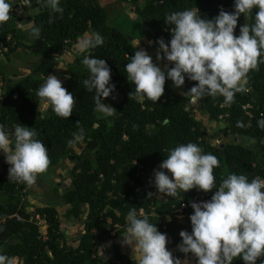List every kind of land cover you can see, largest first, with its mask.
Wrapping results in <instances>:
<instances>
[{
  "label": "trees",
  "instance_id": "obj_1",
  "mask_svg": "<svg viewBox=\"0 0 264 264\" xmlns=\"http://www.w3.org/2000/svg\"><path fill=\"white\" fill-rule=\"evenodd\" d=\"M9 2L27 13L32 33L36 34L29 44L24 43L25 33L18 28L22 19L13 8L9 21L0 25V45L7 48L4 56L8 58L25 45L34 50L37 61L22 76L8 74L0 64V125L11 134L17 125L35 131L34 139L42 141L48 149L49 167L65 159L73 163L69 186L55 193L56 198L68 206L65 216L83 222L77 243H69L60 229L55 206L38 205L30 200L29 186L0 174V254L11 258L12 264H130V259L120 253L115 244L113 254L104 257L97 249L111 237V230L114 235L125 232L130 210L148 211L149 206H154L156 211L155 217H148L149 222L167 235L168 249L177 244L181 238L177 235L178 228L170 222L164 224L165 215L174 212L180 202L209 201L215 191L192 189L166 200L157 197L154 184L148 183L147 177L167 158L171 149L181 144L195 143L203 154L217 156L219 166L214 169L217 187L230 174L245 175L249 181L256 177L264 179V128L258 125V121L264 119V63H260L257 70L249 71L244 83L248 91L236 92L228 105L219 95L193 97L188 92L197 82L187 76L181 88L166 80L164 95L157 103L146 98L129 99L135 87L126 78L125 66L134 55L135 44L133 38L129 39L108 24L107 11L98 0H59L62 12L45 6L46 0ZM117 2L131 5L141 18L144 34L157 48L159 39L163 38L165 43L171 39L173 25L165 24L168 14L198 8L202 19L211 20L221 9L234 11V0ZM256 11L258 9L250 15L249 24L254 22ZM88 30L99 34L103 44L76 53L67 67L63 87L75 98L72 115L68 119L61 118L51 107L42 113L37 90L58 66L57 55ZM85 56L105 59L111 69L110 84L115 85V90L107 99H101L106 103L118 97L113 105L117 110L114 115H99L95 110V90L88 91L83 83L90 75L82 63ZM246 104L251 105L250 115L242 108ZM206 122H217L219 126L214 133H209ZM76 136L81 139L77 140ZM238 136L249 143L239 145L233 140ZM230 137L232 140L228 141ZM218 138V145L211 142ZM75 148L79 151L75 152ZM5 166H8L6 162ZM186 212L187 232L191 234L189 217L193 209ZM35 215L46 222L45 235L29 220ZM262 261L264 256L256 264ZM233 264H244V261L236 258Z\"/></svg>",
  "mask_w": 264,
  "mask_h": 264
},
{
  "label": "clouds",
  "instance_id": "obj_2",
  "mask_svg": "<svg viewBox=\"0 0 264 264\" xmlns=\"http://www.w3.org/2000/svg\"><path fill=\"white\" fill-rule=\"evenodd\" d=\"M58 5L59 0H46L45 6L62 12ZM254 9H258L254 22H245L239 36L235 35L241 14L246 19ZM12 11L9 0H0V25L9 21ZM165 24L173 25L171 39L169 43L163 38L157 41L156 58L174 66L162 70L146 50H137L139 40L136 41L134 55L125 66L126 78L135 87L129 99L146 98L157 103L164 95L166 80L181 88L187 76L197 82L188 92L193 97L219 95L228 105L235 93L243 90L242 81H246L249 71L257 70L264 63L261 59L264 57V0H234V11L221 9L211 20L202 19L198 8L173 12L166 16ZM102 44L103 38L96 34L85 41L83 50ZM82 63L90 73L83 83L88 91L95 90V110L104 116L114 115L117 110L101 99H107L115 90V85L110 84L111 69L105 59L85 56ZM36 95L57 116L68 119L72 115L75 98L55 75L46 77ZM258 125L264 128V119ZM35 136L31 128L17 125L10 137L0 125V151L10 166V181L30 187L48 170L51 163L48 149ZM218 166L217 156L203 154L197 144L190 142L171 149L160 165L161 170L154 174L156 191L173 198L192 189L216 190L209 201L190 202L192 231L191 234L181 231L182 243L177 246L184 254L183 264H187L189 254L197 264H233L236 258L244 264H256L264 256V179L256 177L249 181L245 175L230 174L217 187L214 169ZM126 219L122 245L131 249L134 264H182L168 250L167 235L150 223L147 215L141 218L132 209ZM0 264H12V259L0 254Z\"/></svg>",
  "mask_w": 264,
  "mask_h": 264
},
{
  "label": "rangeland",
  "instance_id": "obj_3",
  "mask_svg": "<svg viewBox=\"0 0 264 264\" xmlns=\"http://www.w3.org/2000/svg\"><path fill=\"white\" fill-rule=\"evenodd\" d=\"M16 14L18 16L21 17V22L18 25V28H20L24 33H25V38H24V43L25 44H29L30 43V39L33 36L32 33V26L30 24H28L27 22L28 20V16L27 13L22 11L21 7L18 6L16 9ZM250 15L245 19V16L243 14H241V16L239 17L238 20V28L236 30L235 35L239 36L240 34V27L242 25L246 23H248ZM108 23L111 26L116 27L118 30H120L122 33L128 35V36H133L134 40L135 39H140L139 37L143 34V27H142V22H141V18L134 12L130 13L127 12V10L122 7V9L118 12L115 11V7L111 8V13H109V18H108ZM137 40V41H138ZM143 41L139 40V46L141 48H143V44H141ZM152 44H147L144 45V48L148 51L151 50V47H153V49H155V51H157L156 49H158L156 46H151ZM155 47V48H154ZM142 50V49H141ZM156 53H153L151 56L152 60L154 63L158 64V60L156 58ZM5 52L3 53V55H0L3 60L5 61ZM20 58L24 60V64L26 66V68L24 69L25 71H19L17 68H14V61H11V63L9 62V65H4L6 67L7 73L8 74H14L17 73L18 75H24L28 69L30 67H32L36 61H37V56L34 55V50H31L29 48H27L25 45L20 46L19 49H17L13 54L9 55V58L13 59V58ZM243 84V83H242ZM182 96H184L183 93H181ZM118 97L116 96L115 98H113L111 101L106 102L105 104L111 105L113 107L114 103L117 101ZM190 110L194 111V108H192V106H190ZM99 115H103L102 113L97 112ZM197 118H200L199 115L196 114ZM213 123V122H212ZM208 127L210 128V130H214L216 129L215 127H211V123L208 124ZM232 138L230 137L228 139V141H231ZM234 141H237V143L239 145L245 146L249 143V141L242 137V136H238L237 138H233ZM213 144L218 145V139H214L211 141ZM77 151H79L78 148ZM5 158V155H4ZM2 160V159H1ZM3 161V160H2ZM5 162V161H4ZM73 165V163L68 160L65 159L63 162H61L59 165L54 166V167H49L48 170L44 173L41 174L37 177L36 183L34 185L31 186L30 188V192H29V197H31L32 201L36 202L38 205H45V204H51L53 206H55L56 204H62V202L59 199H55L56 197V193L55 192H59V191H64L65 188L67 186H69L70 184V179H69V170L71 168V166ZM70 167V168H69ZM57 168H60L59 172L63 173L60 177L58 175V171H56ZM159 171V170H157ZM156 171H154V173L152 172L148 177H147V181L150 184H154V174ZM166 174L171 175L170 173H167V170L165 171ZM157 197L159 199H169L171 196H167L165 194L162 193H158L157 192ZM64 205L60 206L59 209V221H60V226L62 228V230L64 231L66 240L71 243V244H75L77 239L79 238L81 231L83 229V222L81 219L79 220H71L68 219L65 216V210H64ZM58 216V217H59ZM173 221L179 222V224L181 225V227L183 226V228H186L187 222L185 219H172ZM61 230V231H62ZM124 233V232H123ZM119 235H111L110 238L105 239L100 245L99 247H103L105 248V250L100 251V255L102 257H104L108 252L112 251V246H111V241H113L114 238L118 237V240H122V234ZM181 239V238H180ZM125 246V245H124ZM127 248H129L128 246H125ZM130 249V248H129ZM110 254V253H108ZM131 263V262H130Z\"/></svg>",
  "mask_w": 264,
  "mask_h": 264
},
{
  "label": "crops",
  "instance_id": "obj_4",
  "mask_svg": "<svg viewBox=\"0 0 264 264\" xmlns=\"http://www.w3.org/2000/svg\"><path fill=\"white\" fill-rule=\"evenodd\" d=\"M98 1H99V4L102 7H104L106 9V11H107V22H108L109 13H111V8L112 7H115V11L116 12L120 11L122 9V7H124L127 10V12H130V13L134 12V9L131 7V5L129 3L119 4L117 2V0H98ZM27 23L32 26V23L30 21H28ZM94 36H95V34H94V32L92 30L86 31L70 48H66V49L62 50L57 55V58L59 59V64H58L57 67L63 66L64 68H57V67L54 68L53 71L51 72V75H55L58 79H60L61 82H62V86L64 84L67 67L73 61L74 55L76 53L81 52L83 50V46L85 45V41H88V40L93 39ZM128 37L133 38V43L136 45V41L138 39H135L134 40V37L133 36L132 37L131 36H128ZM139 38H140L139 40L143 41L141 43V44H143V48H142V46H141V48L139 46L137 50H141V49L142 50H146L144 48V45H147V44H152L151 46H155L153 44V42L144 34V30H143V34ZM148 50H146V51L151 56H154L152 54L155 53V52H157V51H155V49H153V47H151V50L150 51H148ZM156 50H158V49H156ZM4 59H5V61L0 56V64L1 65H3V66L4 65H9V62L11 63V61H14V68H17L19 71H25L24 69L26 68V66L24 64V60L23 59L16 58V57L13 58V59H11L9 57L8 58L5 57ZM158 62L159 63L157 65L162 70H166L170 65H172L169 62H167L166 60H163V61L158 60ZM5 69H6V67H5ZM5 71H7V70H5ZM13 75L14 76H17L18 74L14 72ZM242 83H245V81H242ZM48 108L49 107H46L45 105L41 104L40 111L42 113H45L48 110ZM210 123H211V127H213V128L215 127L216 129L210 130V128L208 127V124H210ZM205 124H206L207 131L209 133H214L217 130L218 126H219V124L217 122H213V123L212 122H206ZM218 140H219V138H218ZM74 150H75V152H78L77 149H74ZM0 159H2L3 161H5L4 154H3L2 151H0ZM160 165H157L154 168L153 173H154V171L161 170L160 169ZM59 170H60V168H57L56 169V171H58V175L60 177L63 173L59 172ZM164 171H166V170H164ZM30 188H31V186H30ZM30 188H29V191H30ZM61 192H63V191H59L58 193H61ZM55 199H57V198L55 197ZM59 200L62 202V204L60 205L58 203V204L55 205V208H56V210L58 212V216H59V209L58 208L60 206H63V205L65 206L64 207L65 212H66L67 207H68L61 199H59ZM59 218H60V216H59ZM175 223L178 226H180L179 222H176L175 221ZM60 229L62 230L61 226H60ZM180 243H182V239H179L178 242H177V244H175L174 246L170 247L168 250L171 251L175 257L180 258L181 261H182V264H183V262L185 260L184 254L182 252H180L179 249H178V247H177ZM113 244H115L117 246V248H118V250H119L120 253L126 255L130 259V262H131L130 264H134V261H132L131 258H130V256H131V249H129V248L125 247L124 245H122V240H118V237H116V238L113 239V241H111V246ZM108 253H110V254H108ZM108 253L105 256L113 254V246H112V251L111 252H108ZM187 264H197L196 259L191 254H189V256L187 258Z\"/></svg>",
  "mask_w": 264,
  "mask_h": 264
},
{
  "label": "built area",
  "instance_id": "obj_5",
  "mask_svg": "<svg viewBox=\"0 0 264 264\" xmlns=\"http://www.w3.org/2000/svg\"><path fill=\"white\" fill-rule=\"evenodd\" d=\"M6 53L7 52V48L0 45V55H3V53ZM243 85V91H248V86H245L244 84ZM243 110L245 111V113L247 115H250V111L249 109L251 108V105L249 104H246L244 105L243 107ZM9 136H11L12 134L11 133H8ZM9 165L8 166H5V162L2 161L0 159V174H3L5 178H9V174H8V169H9ZM216 191V190H215ZM214 191V193H215ZM20 192H24V190H20ZM151 195H154V193H152ZM191 202H203V199H200V200H196V201H191ZM189 208H191V204L190 202L189 203H185V202H180L176 208L174 209V212H172L171 214H167L165 215L164 217V224L166 223H173L175 227L178 228V233L177 235L180 234L181 231H188L189 230V223H188V218H187V212L186 210H188ZM115 212V211H114ZM138 216L142 217L143 215H147L148 217L151 216V217H155L156 216V211H155V208L154 206H149L148 208V211H146L145 209H140L138 212H137ZM19 220H21V218L19 216H16ZM175 218V219H185L186 222H187V225H186V228H183V226L181 227L178 226L175 221H173L172 219ZM29 220L30 221H33L36 225L39 226V231L42 235H45L46 234V228H47V225H46V222L41 219L39 217V215H35L34 217L33 216H30L29 217ZM165 228V227H164ZM110 235H114V231H110ZM77 243V242H76ZM75 243V244H76ZM105 249L103 247H99L98 246V249H97V253L99 254L100 251H104Z\"/></svg>",
  "mask_w": 264,
  "mask_h": 264
},
{
  "label": "water",
  "instance_id": "obj_6",
  "mask_svg": "<svg viewBox=\"0 0 264 264\" xmlns=\"http://www.w3.org/2000/svg\"><path fill=\"white\" fill-rule=\"evenodd\" d=\"M18 6H14L13 8L16 9ZM36 33L34 32L33 35H35ZM129 39H131L130 37H128Z\"/></svg>",
  "mask_w": 264,
  "mask_h": 264
}]
</instances>
